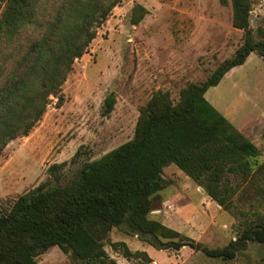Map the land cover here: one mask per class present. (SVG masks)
Returning a JSON list of instances; mask_svg holds the SVG:
<instances>
[{"label":"trees","instance_id":"16d2710c","mask_svg":"<svg viewBox=\"0 0 264 264\" xmlns=\"http://www.w3.org/2000/svg\"><path fill=\"white\" fill-rule=\"evenodd\" d=\"M121 1L4 0L0 157L10 141L28 136L42 120L51 96L62 103V87L76 59L89 51ZM254 1L231 0L233 26L244 32L243 43L206 80L188 83L177 101L169 91L156 90L140 109L132 139L86 161L66 183L60 170L67 163L52 164L48 172L53 178L0 209V264H36L55 246L75 264H108L113 262L106 250L109 243L128 259L152 261L147 251L112 241L115 229L159 250L189 246L223 259L235 258L248 242L264 245V212L246 220L236 241L214 249L150 217L169 165L184 172L224 210L232 211L235 199L252 191L264 203L261 148L206 98L208 89L251 53L264 61V27L251 26ZM145 14L142 5H135L132 23L138 24ZM115 101L113 93L106 97V113Z\"/></svg>","mask_w":264,"mask_h":264},{"label":"rangeland","instance_id":"374dc122","mask_svg":"<svg viewBox=\"0 0 264 264\" xmlns=\"http://www.w3.org/2000/svg\"><path fill=\"white\" fill-rule=\"evenodd\" d=\"M137 4L146 14L133 24ZM4 5L0 0V14ZM251 26L264 27V0L254 1ZM243 39L244 32L233 26L231 0H122L99 28L89 51L76 59L62 87V103L51 96L52 103L31 133L6 146L0 157V209L53 178L48 172L52 164L67 163L60 170L66 183L86 161L132 139L140 109L156 90L169 91L177 101L183 87L206 80ZM111 93L116 101L106 113L105 99ZM206 98L237 127L252 124L261 113L258 107L264 110V61L251 53L245 65L210 87ZM164 175L165 187L150 217L207 248L236 241L246 220L264 212L254 191L236 198L232 211H227L176 166H167ZM111 240L126 241L133 251H147L152 261L128 259L109 243L106 250L113 262L108 264H264V245L256 242H248L235 258L223 259L189 246L159 250L117 229ZM36 264L75 263L55 246Z\"/></svg>","mask_w":264,"mask_h":264},{"label":"crops","instance_id":"0c3cea01","mask_svg":"<svg viewBox=\"0 0 264 264\" xmlns=\"http://www.w3.org/2000/svg\"><path fill=\"white\" fill-rule=\"evenodd\" d=\"M250 55L248 56L246 62L249 60ZM245 63L242 65H245ZM236 68H237V66L232 68L225 75H227L228 73H231ZM258 110L261 111V113L256 117L255 121L252 124H248L244 127H237L235 124L234 125L242 133H244L253 143H255L258 147L261 148L262 157L264 158V146L262 145V144H264V115L262 114V112H264V110L260 109L259 107H258Z\"/></svg>","mask_w":264,"mask_h":264}]
</instances>
